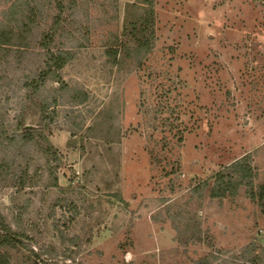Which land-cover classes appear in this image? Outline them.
Instances as JSON below:
<instances>
[{"label":"rangeland","instance_id":"obj_1","mask_svg":"<svg viewBox=\"0 0 264 264\" xmlns=\"http://www.w3.org/2000/svg\"><path fill=\"white\" fill-rule=\"evenodd\" d=\"M14 1L0 0L1 20L21 11ZM77 1V38L89 42L61 72L63 97L49 82L30 104L43 50H0V161L14 163L0 214L12 224L28 204L20 230L32 239L13 263L264 264V213L248 188L211 196L244 157L264 184V0ZM40 5L49 29L56 5ZM141 35L149 52L136 50ZM54 96L62 103L44 118L38 104ZM23 113L36 143L7 148Z\"/></svg>","mask_w":264,"mask_h":264},{"label":"trees","instance_id":"obj_2","mask_svg":"<svg viewBox=\"0 0 264 264\" xmlns=\"http://www.w3.org/2000/svg\"><path fill=\"white\" fill-rule=\"evenodd\" d=\"M9 1L12 2L13 0ZM140 1L144 6L153 5L152 0ZM14 2L12 7L14 8L15 4L19 3L21 11L17 12L16 10H11L10 17L6 15V18L0 19V50L5 48V46H21L23 50L26 48H34L36 50L39 48L43 50L45 52L43 53L45 61L40 72L38 71L40 74H35V78L27 81L25 84L26 89L29 91L28 97H30V104L34 103V97H37L39 92H42L44 90L43 88H45L49 82L60 84V88L57 92L63 97L67 92L66 90H70V88L64 82L61 72L77 58L78 49L83 46V41L86 40L89 42L87 39L81 41L77 38L79 35L84 34L82 24L74 19L77 13L76 11L78 7H81V4L78 3L77 0H70L68 5H66L64 0H54L56 5L54 22L49 29H44V26H42L38 20V16L42 10V6L40 5L41 0H15ZM66 8L73 11L69 17L66 16ZM153 13L154 11L149 12L151 15ZM150 18L152 19V17ZM151 23L153 27L154 22L149 20L145 21L143 24L148 26ZM13 24H17L18 26L14 27ZM84 32H87V28H85ZM141 32L143 34L142 28ZM143 36L144 35L137 37L138 43L136 45V50L138 53L142 50L149 52L153 47L152 41L148 39L142 41L141 38ZM85 38H87V36H85ZM71 92H73V100H77L81 97L79 92L75 90ZM62 97L60 99V97L54 96L51 101L44 98L38 104L39 111L44 118L52 106H58L62 103ZM25 115L26 114L23 113L19 117L18 129L21 133L18 136L17 131L9 137V141H5L8 144L7 148L18 147L19 140H21V144H23L24 147L33 146V144L36 143L35 136L38 131L24 126L23 122L24 118H26ZM45 143H47V145H45V149L43 150L44 154L48 158H50V156H56L57 152L53 146L48 141H45ZM13 164L14 163L8 165L0 161V181L8 178ZM12 177L17 179V181H14L13 187L21 186L22 190L26 187L27 182L30 181L29 168H23L21 165V174L17 175L15 173ZM255 178L256 174L249 158L244 157L239 159L226 167L224 171L217 174L215 178L216 185L211 190V196L225 197L228 193L232 196H237L239 188L241 186H246L250 198L259 203L264 213V184L257 187L254 183ZM27 208L28 204H26L25 207L21 205V212L15 215V221L12 224L7 222L6 216L0 214V264H14L12 261V251H21V248L27 246V242L32 241L30 236L26 235L22 229L20 230V225L23 224L24 212ZM245 251L247 254L251 255L254 253L252 248ZM254 258L255 259H249L246 263L241 264H257L258 258ZM201 264H209L208 258L202 260ZM228 264L236 263L228 262Z\"/></svg>","mask_w":264,"mask_h":264},{"label":"water","instance_id":"obj_3","mask_svg":"<svg viewBox=\"0 0 264 264\" xmlns=\"http://www.w3.org/2000/svg\"><path fill=\"white\" fill-rule=\"evenodd\" d=\"M26 128H31V127H26Z\"/></svg>","mask_w":264,"mask_h":264}]
</instances>
